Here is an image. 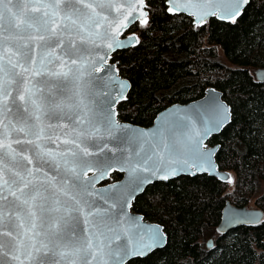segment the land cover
Masks as SVG:
<instances>
[{
	"label": "snow or ice",
	"instance_id": "obj_1",
	"mask_svg": "<svg viewBox=\"0 0 264 264\" xmlns=\"http://www.w3.org/2000/svg\"><path fill=\"white\" fill-rule=\"evenodd\" d=\"M249 3L250 0H0V238L9 237L18 245L6 251L0 242V264H45V260L47 264H76L72 258L82 252L84 264H109L112 257H119L116 264H123L125 256L147 254L163 246L164 237L158 227H148L139 239L129 235L127 244H112L121 237L122 223L142 227L140 219L128 217L125 210L131 208L132 199L144 191L146 183L168 180L192 168L209 171L214 152L204 150V140L225 126L230 111L215 98L192 113L176 109L163 118L161 127L154 132L122 128L115 121V106L127 98L124 90L128 86L114 79L119 70L108 61L117 49L140 42L135 32L149 27L158 4L159 10L173 18L187 14L194 18V25L203 26L210 16L235 23ZM5 21L26 33V39L19 37L25 42L15 51L3 46V39H8L3 37ZM33 47L43 50L39 62L29 57ZM85 52L96 55L87 58ZM108 71L112 73L110 83L116 85L115 94L102 93L103 102L94 108L90 101L95 93L89 83L96 72ZM45 73L46 89L38 87L35 79ZM9 117H15V122ZM53 118L67 123L54 127L47 122ZM117 128H121L122 135H115ZM48 129L59 130L61 135L54 137ZM13 132H23L28 138L13 139ZM54 139L58 147L63 146L62 151L47 147ZM13 144L31 145L28 151L33 155L18 152ZM33 157L37 165L28 167ZM45 162L54 175L41 173ZM119 172L127 174L126 182L96 189V183ZM211 174L234 182L227 174ZM49 188L53 191L46 194ZM112 209H119V213H112ZM81 215L85 222L95 216L111 223L90 231L88 236H83L82 230L78 235L69 225L79 222ZM21 235L29 243L19 239ZM69 243L71 251L67 250ZM209 247H213L211 241ZM5 257L10 259L5 261Z\"/></svg>",
	"mask_w": 264,
	"mask_h": 264
},
{
	"label": "trees",
	"instance_id": "obj_2",
	"mask_svg": "<svg viewBox=\"0 0 264 264\" xmlns=\"http://www.w3.org/2000/svg\"><path fill=\"white\" fill-rule=\"evenodd\" d=\"M159 9L147 29L136 30V46L113 54L130 82L118 119L147 127L171 104L196 100L207 87L221 91L230 123L209 144L220 146L216 162L235 174L234 188L226 193L233 183L204 174L153 183L132 209L161 224L167 243L126 264H264V218L226 234L216 231L226 202L246 207L254 201L264 214V83L252 73L264 67V0H250L235 23L211 18L204 26ZM120 178L113 173L110 181Z\"/></svg>",
	"mask_w": 264,
	"mask_h": 264
},
{
	"label": "water",
	"instance_id": "obj_3",
	"mask_svg": "<svg viewBox=\"0 0 264 264\" xmlns=\"http://www.w3.org/2000/svg\"><path fill=\"white\" fill-rule=\"evenodd\" d=\"M179 15L187 16V14H183V13L179 14ZM211 18H215L216 20L223 21V22H231L228 19H218L217 17H214V16L208 17L207 21ZM191 19H194V18H191ZM205 24L206 23H204L203 26ZM193 25H194V23H193ZM194 26H196V25H194ZM4 29L5 30L3 31V37L8 38V39H3L4 48H6V49L10 48L13 51H15L16 47L18 45L23 44L25 42V40H22L19 37L22 35L26 39V33H20L18 29L9 25L7 23V21H5ZM125 35H128V33H125ZM0 39H2V38H0ZM119 39L123 40L124 36H120ZM89 47H91V46H89ZM128 48H130V47L120 48V49H117L116 51L128 49ZM116 51L111 53V60H109L108 63L110 65L114 64V67L116 69H118L117 63L112 60L113 54ZM43 54H44L43 50L35 49L34 47L29 50V57L35 58L37 60V62H39V59ZM84 55L87 58H92L93 56L96 55V53L95 52H85ZM100 55H103V53L101 52ZM49 67H51V66H49ZM98 67H99V65H98ZM111 76H112L111 71H108L106 73L96 72L94 74L91 82L89 83V87L91 89H93V91L95 93L94 98L90 101L94 108L97 106L98 103L103 102V96L101 95L102 93L111 92V93L115 94L116 85L110 83V81H109V77H111ZM254 77L258 82L264 83V67L263 68H257L256 70H254ZM35 79H36V82H38V87L45 88V89L48 87V84L46 83V81L48 79L47 73L43 74L42 76L36 77ZM114 79L124 81L127 84L128 87L124 90V94H125V96H127L128 92L130 90V82L127 79H125L124 77H122L120 75L119 71H118V74L115 75ZM69 87H71V85H69ZM215 98H219L220 102L224 103L229 108V111H230L229 121L225 124V126H227L230 123L231 109H230V106L224 101L221 91L215 89L214 87H207L205 89L202 97H200L196 100H193V101H190V102H187L184 104L174 103V104L169 105L168 107H166L163 110H161L160 112H158L157 115L155 116L152 124L147 126V127L132 124L129 122L120 121L118 119V115L115 116V121L119 126H122V128H128L131 130H139L140 132H154L158 128L161 127L162 122H163V118L169 117L170 113L174 112L176 109H181L183 113H192V111L194 109H199V108H201V106H207V104L212 99H215ZM122 101H125V99H122L120 102H122ZM117 105L118 104H116V106H115L116 112H117ZM14 111H15V109H14ZM9 118L13 119L15 122V117H9ZM175 118L176 117H174V116L171 117V119H175ZM47 122L52 124L55 127L57 124L62 125V124L67 123V120H59L58 121V120L53 118L51 120H48ZM29 123H34V120H30ZM225 126H223L219 132L211 134L209 137H207L204 140V150L214 152V154L211 156L212 164H211L209 171H207V172H205L203 170L197 171L195 168H192L190 172L180 173L178 175H175V176L169 178L168 180L153 179L151 183L145 184L144 191L146 190V188H148L149 186H151L155 182H166V181L175 179V178L180 177V176H192L193 177L196 175H203L204 174V175L213 177L220 182L228 183L227 181L219 180L218 178H216L215 176H213L211 174L212 172H216V173H224V174L231 176V174L229 172L220 170L218 167V164L216 162V154H217L220 146L218 144H213V145L209 144L210 138L213 135L219 134ZM48 131L51 132L54 137L61 135L59 130L53 131V129H48ZM115 135L116 136L122 135L121 128L116 129ZM12 138L13 139L20 138L21 140H26L28 137H26L23 132H20V133L13 132ZM58 143L59 142L55 141V139H54L53 142L48 143L47 147L53 151H62L63 146L60 145L58 147ZM13 147L16 148V150L18 152H25L27 155H30V156L33 155V153L31 151H28L29 149L32 148L31 145L13 144ZM109 147H113V144H109ZM23 163H27V162L24 161ZM36 165H37V161H36L35 157H33V164L28 165V167H34ZM45 171H47L50 176L54 175V172H52L49 169V167L47 166V162H45L43 165H41V173L45 172ZM41 173H35V175L37 177H40ZM191 173H195V174H191ZM119 174H121V178L119 180L110 181L111 177H109V179H107L105 181H101V182L96 183L95 184L96 189H103V188H107L111 184L126 182L127 174L124 172H119ZM89 175H92V173H89ZM57 179L59 180V177H57ZM39 183H40V181L37 180V184H39ZM229 184H231V183H229ZM52 191H53V189L49 188L48 193H46V194H50ZM144 191L139 192L135 195V198L132 199V201H131L132 206H133V202L135 201V199L137 197H139L140 195H142L144 193ZM100 203L102 204L103 202L101 201ZM132 206H131V208H128L125 210L127 212V216L139 218L140 224L142 225V227L136 228L127 222L122 223L119 226V230L121 232V237L119 240L113 242L112 247H115L116 245L127 244L129 235H131L134 239H139V236L144 234V230L147 229L148 227H152V228L158 227L161 230V233L164 237V241H163V246L154 247L150 251H148L147 254L125 256L124 260H123V264H126L128 261L135 259V258H144V257L148 256L150 253H152L153 251H155L157 249H162L167 243V235L164 231L163 226L157 222L149 221V220L145 219L142 214H139V213L133 211ZM111 212L112 213H119V209H112ZM120 215L123 219H126L123 217V214H120ZM263 218H264V214L259 209H249L246 207H235V206L231 205L229 202H226L222 211H221V218H220L219 224L216 227V231L218 233H221V234H226L229 231L234 230L240 226L254 225V224L260 223L263 220ZM88 220H89V222H85L84 216L81 215L79 222L73 221L69 225V227L75 228V231L78 235L81 233V230H82L83 236H88L90 231H95L99 228H103L106 223H108V224L111 223V221L101 220L99 217H95V216L89 217ZM20 231L22 232V230H20ZM19 239L24 240L25 243H29V241H27L23 237V235H21V237ZM209 241H211L212 245H213V239L210 238L207 240L206 246L208 248H212V247H209ZM0 242H3L5 244V250L6 251H10L13 247H18L16 241L10 240V238L6 237V236L0 238ZM71 249H72V245L69 243L67 245V250L71 251ZM17 254H19V253H17ZM21 258L23 259L24 257L22 256ZM85 258L86 257L84 255V253L82 252L79 255V257H73L72 259H75L76 264H84ZM4 259H5V261H8L10 259V257H5ZM57 259H59V257H57ZM118 260H119V257H112V258H110L109 264H116V262ZM12 264H17V262H12ZM25 264H28V261H25ZM45 264H47V260H45Z\"/></svg>",
	"mask_w": 264,
	"mask_h": 264
},
{
	"label": "rangeland",
	"instance_id": "obj_4",
	"mask_svg": "<svg viewBox=\"0 0 264 264\" xmlns=\"http://www.w3.org/2000/svg\"><path fill=\"white\" fill-rule=\"evenodd\" d=\"M255 70V69H254ZM254 70H252V73H254ZM232 177L234 178L235 177V174L233 173ZM234 188V183L228 187L227 189V192L226 193H229L233 190ZM247 208L249 209H256L257 207L254 205V201H251L249 202V204L246 206ZM209 238V237H208ZM210 239V238H209ZM212 239V238H211ZM208 240V239H207ZM207 242V241H206Z\"/></svg>",
	"mask_w": 264,
	"mask_h": 264
},
{
	"label": "bare ground",
	"instance_id": "obj_5",
	"mask_svg": "<svg viewBox=\"0 0 264 264\" xmlns=\"http://www.w3.org/2000/svg\"><path fill=\"white\" fill-rule=\"evenodd\" d=\"M236 207V206H235ZM247 208V207H246Z\"/></svg>",
	"mask_w": 264,
	"mask_h": 264
}]
</instances>
